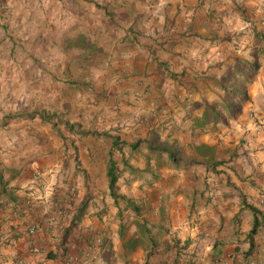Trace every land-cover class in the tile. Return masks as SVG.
Masks as SVG:
<instances>
[{"label": "crops", "instance_id": "obj_1", "mask_svg": "<svg viewBox=\"0 0 264 264\" xmlns=\"http://www.w3.org/2000/svg\"><path fill=\"white\" fill-rule=\"evenodd\" d=\"M127 4L118 55L129 56L115 72L125 85L110 98L116 130L71 125L64 134L33 111L37 123L22 130L21 155L0 154V264H63L69 254L87 264L162 260L163 252L148 256L152 234L125 247L130 209L122 199L143 208L135 224L161 230V243L178 247L173 264H264V0ZM248 71L239 113L217 121L227 82L246 80ZM137 83L144 86L132 100Z\"/></svg>", "mask_w": 264, "mask_h": 264}, {"label": "rangeland", "instance_id": "obj_2", "mask_svg": "<svg viewBox=\"0 0 264 264\" xmlns=\"http://www.w3.org/2000/svg\"><path fill=\"white\" fill-rule=\"evenodd\" d=\"M127 2L0 0V154L5 160L11 161L16 153L21 155L22 148L19 150L18 146H23L19 142L25 132L22 130L26 123L29 126L37 123V119L31 120L33 111L40 117V124L55 127L64 134L71 125L78 128L84 125L90 132L96 131V125L110 133L116 130L110 124L114 110L110 104L114 101L110 98L116 94L113 93L116 89L125 85L115 72L118 64L129 56L118 55L121 50L118 42L125 30L121 22H128L129 18ZM244 81L239 76L229 79L227 89L231 95L244 92L249 84ZM135 86L132 100L141 95L140 88L144 85L137 83ZM124 102L126 106L135 103ZM240 102L235 97L230 104ZM85 104L88 110L81 113ZM216 107L223 113L220 101ZM106 111L110 114H104ZM73 119L76 121L72 123ZM158 138L160 134L156 137L157 143ZM114 154L116 156V152ZM124 168L129 170L126 165ZM74 191V188L69 189L71 197ZM121 202L130 209L129 215L122 220L125 223L123 235L136 236L139 243L144 244L146 237L152 234L156 243L149 245L148 256L154 258V251L156 254L163 252V259L156 260L155 264H173L178 247L170 240L172 238L162 244L161 230L135 224V220L143 218V208L128 207L126 199ZM96 239L100 240L95 238L93 242ZM152 262L148 258L144 264Z\"/></svg>", "mask_w": 264, "mask_h": 264}, {"label": "trees", "instance_id": "obj_3", "mask_svg": "<svg viewBox=\"0 0 264 264\" xmlns=\"http://www.w3.org/2000/svg\"><path fill=\"white\" fill-rule=\"evenodd\" d=\"M258 37H259L260 41L264 44V36L263 35H258ZM236 70L239 73H242L241 72V69L238 68V66L236 67ZM251 74H252L251 71H248L247 72V75L248 76L246 75V80H248V83L250 82ZM229 95H231V91L228 90V91H226V95L223 97V99L220 102V107L223 109V113L222 112H217L216 113L215 116H216V120L217 121H224L225 119L235 118V116L240 111V103H238L236 105H231L230 104V101L232 99H234L235 97H237V94L234 95V96L231 95L230 98H228ZM206 108H207L206 110H210V111L213 110V107L210 106V105H208V107H206ZM222 114H224V116ZM84 133H85V131H84ZM112 146H113V148L115 147L116 149H118V143L117 142H114ZM108 155H109V160L107 162L108 187L112 191L113 190V187H114V184H115V181L117 179V176H116V167H115L114 161L111 158V156H112L111 151H110V153ZM121 198H124V197H121ZM126 201L128 203V206H131L132 205L127 199H126ZM76 219H77L76 216H74L73 219H72V221L74 222ZM257 226H258L257 219H254V221H253V227H252V230H251V235L255 233V230H256ZM143 227H145V225H143ZM123 236L124 235H123V232H122V238H123ZM90 238L91 237H89V239ZM132 242H133V239L130 238L125 243V247L128 248V250L130 248H132V246H133L132 245ZM153 244H154V242L152 241V245Z\"/></svg>", "mask_w": 264, "mask_h": 264}, {"label": "built area", "instance_id": "obj_4", "mask_svg": "<svg viewBox=\"0 0 264 264\" xmlns=\"http://www.w3.org/2000/svg\"><path fill=\"white\" fill-rule=\"evenodd\" d=\"M27 203L28 204H32V200H31V198H28L27 199ZM35 227H30L28 230H27V234L29 235V236H32L34 233H35ZM99 243H100V240L99 239H96V241L94 242V245L95 246H99ZM29 250L30 251H34V249L33 248H29ZM80 261V258H79V256H77V255H71V254H69V255H66V256H64V258H63V264H70V263H74V262H79ZM17 264H26V262L24 261V260H18L17 261ZM80 264H87V261L86 260H82V261H80ZM248 264H258L257 262H254V261H250V262H248Z\"/></svg>", "mask_w": 264, "mask_h": 264}]
</instances>
